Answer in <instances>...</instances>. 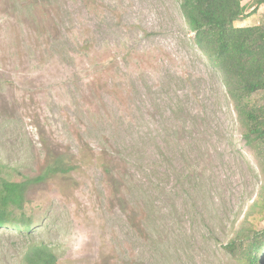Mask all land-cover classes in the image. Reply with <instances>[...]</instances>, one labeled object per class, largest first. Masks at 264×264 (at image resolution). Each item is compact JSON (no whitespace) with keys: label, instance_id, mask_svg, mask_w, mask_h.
<instances>
[{"label":"rangeland","instance_id":"rangeland-1","mask_svg":"<svg viewBox=\"0 0 264 264\" xmlns=\"http://www.w3.org/2000/svg\"><path fill=\"white\" fill-rule=\"evenodd\" d=\"M180 3L0 0V177L72 167L28 185L32 228L0 229V264L35 245L57 264H244L229 247L264 229V156ZM262 23L264 4L235 26Z\"/></svg>","mask_w":264,"mask_h":264},{"label":"trees","instance_id":"trees-1","mask_svg":"<svg viewBox=\"0 0 264 264\" xmlns=\"http://www.w3.org/2000/svg\"><path fill=\"white\" fill-rule=\"evenodd\" d=\"M258 3L250 10L242 0H180L182 14L195 43L222 76L227 93L233 101L242 126L245 145L264 156V23L236 27L235 23L254 15ZM260 96L259 99H255ZM5 166L0 162V173ZM67 162L54 157L43 173L35 179L11 182L0 177V229L13 227L29 232L32 223L17 220L15 209H23L28 185L42 182L58 173L71 172ZM240 247L230 246L235 258L244 264H261L264 256V229L240 232ZM236 252L239 255H236ZM28 264H57L58 257L45 245H35L26 254Z\"/></svg>","mask_w":264,"mask_h":264}]
</instances>
